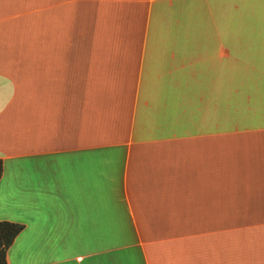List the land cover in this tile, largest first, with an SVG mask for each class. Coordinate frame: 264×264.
<instances>
[{
	"label": "crops",
	"instance_id": "obj_1",
	"mask_svg": "<svg viewBox=\"0 0 264 264\" xmlns=\"http://www.w3.org/2000/svg\"><path fill=\"white\" fill-rule=\"evenodd\" d=\"M8 264H264V0H0Z\"/></svg>",
	"mask_w": 264,
	"mask_h": 264
},
{
	"label": "trees",
	"instance_id": "obj_2",
	"mask_svg": "<svg viewBox=\"0 0 264 264\" xmlns=\"http://www.w3.org/2000/svg\"><path fill=\"white\" fill-rule=\"evenodd\" d=\"M3 174V161L0 159V179ZM24 225L11 221H0V264H8L7 252L13 245Z\"/></svg>",
	"mask_w": 264,
	"mask_h": 264
}]
</instances>
